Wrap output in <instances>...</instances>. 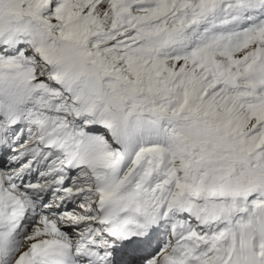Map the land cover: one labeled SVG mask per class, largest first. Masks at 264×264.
Wrapping results in <instances>:
<instances>
[{"label": "snow or ice", "instance_id": "snow-or-ice-1", "mask_svg": "<svg viewBox=\"0 0 264 264\" xmlns=\"http://www.w3.org/2000/svg\"><path fill=\"white\" fill-rule=\"evenodd\" d=\"M0 264H264V0H0Z\"/></svg>", "mask_w": 264, "mask_h": 264}]
</instances>
